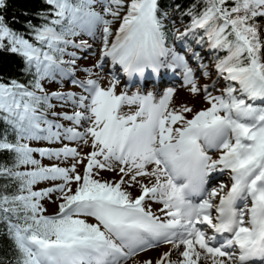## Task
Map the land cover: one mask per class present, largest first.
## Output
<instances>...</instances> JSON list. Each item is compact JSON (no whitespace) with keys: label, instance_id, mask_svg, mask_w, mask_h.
<instances>
[{"label":"snow or ice","instance_id":"obj_1","mask_svg":"<svg viewBox=\"0 0 264 264\" xmlns=\"http://www.w3.org/2000/svg\"><path fill=\"white\" fill-rule=\"evenodd\" d=\"M201 2L42 0L40 22L14 29L0 0V51L21 58L24 77L0 76V235L14 264H264V0ZM177 69L208 107H172L175 86L142 90L147 73ZM65 81L80 92L45 87ZM217 173L229 182L214 184Z\"/></svg>","mask_w":264,"mask_h":264},{"label":"trees","instance_id":"obj_2","mask_svg":"<svg viewBox=\"0 0 264 264\" xmlns=\"http://www.w3.org/2000/svg\"><path fill=\"white\" fill-rule=\"evenodd\" d=\"M165 5H175L180 4L182 9L191 7L193 4H200L202 6L201 0H163ZM6 9L4 10L8 23L14 29H23L24 24L28 20H32L34 24H38L40 21L36 19L35 14L40 12L41 9L46 8L47 5L42 3V0H6ZM14 18V19H13ZM190 17L184 16L183 22L188 23ZM170 45L173 46L171 40L169 41ZM195 45V43H194ZM196 46V45H195ZM197 47V46H196ZM198 48V47H197ZM200 49V48H198ZM201 50V49H200ZM79 54V53H78ZM210 56V55H209ZM212 58V57H211ZM21 58L15 54H11L7 51H0V76L5 79L9 77H18L24 79L20 73V68L22 67ZM50 84L46 83L45 87ZM53 84V83H51ZM50 92V91H49ZM53 104H56V101H52ZM184 105L195 107L198 106V103L195 99L191 101H186ZM59 107L55 108L56 111H59ZM30 146L33 147H55L56 144L49 145L46 142H30ZM34 157L40 160L41 164L47 166V162L50 161L47 158H41L38 154H34ZM0 160H3V157H0ZM50 182H42L35 186V189H40L49 186ZM12 189L9 188V191ZM3 229L0 228V232ZM14 252L12 251L11 242L7 239L6 236L0 235V262L2 264H14Z\"/></svg>","mask_w":264,"mask_h":264},{"label":"rangeland","instance_id":"obj_3","mask_svg":"<svg viewBox=\"0 0 264 264\" xmlns=\"http://www.w3.org/2000/svg\"><path fill=\"white\" fill-rule=\"evenodd\" d=\"M116 27H118V24L117 25H114L113 31H115V28ZM182 27L183 26L181 25V28ZM83 38L84 39H88L90 43L92 42L90 40V38L87 37V36H84ZM171 43L173 44V47L176 48L178 51H180L182 54H186V57L189 56L188 58L190 60V57H191V51L190 50L185 53V49L179 43H173L172 40H171ZM98 48H99V45L97 43V44H94L93 45V48L92 49H89L88 51H85L83 53H79L80 55L87 57L86 59H81L80 61H78V63L81 65V67H90L91 65H93L96 62L97 59H99V50H98ZM192 48L202 52V54L205 56V62H208L209 60H211V56L206 55V50L205 49H203V50L202 49L201 50L198 49L197 47H195L193 45V42H192ZM91 52H96V55L95 56L90 55L89 53H91ZM191 66L195 69V76L199 77L197 79V85L199 86V85H202L204 83H207L208 81H206L204 79V77L200 74V70L199 69H196L195 64L194 63H191ZM104 71H105V73L108 72L107 71V67L104 69ZM174 72H175V76L177 77L178 80L182 78L181 73H180V70L177 69V70H174ZM77 77H78V79H81V80L85 78L83 73H77ZM107 81H108V77L105 76V78L103 80H101V84L102 85H106L107 84ZM122 82H124V81L122 80ZM181 82L182 81L179 80V81H175V82H170L168 84L159 85L161 88H163L166 85L167 86H175V93H174L173 100L171 102L172 107L175 108V107L183 106L184 105L183 104L184 102H186V101L189 102L192 99H195L197 101V103H198V106L193 107L194 110H200L201 108L208 107V105L202 99H200L198 97H196V98L192 97L189 94L187 88L181 86ZM217 86L219 87V85H217ZM46 88L50 92L51 91H61V92H73V93H77V94L80 92V90L78 88H75V87L71 86L67 81L64 82L63 87H61L57 83H53V84L50 83V84H48L46 86ZM120 90H121V88L118 86L117 87V93H119ZM136 90H137V87H132L130 89L129 94H131V92H134ZM142 90L146 93L148 91H154V88H153V85L152 84H147V85L143 86V89ZM213 94L215 95V94H218V93H215L214 92ZM58 109H59V111H65V112H68L69 114H71L72 111H73L72 107H70V106L69 107H66V108H63V109H61V108H58ZM53 110H55V109H53ZM132 110H134V108ZM124 111L127 112V111H129V109L126 107L124 109ZM59 122L60 123H63L66 127L72 126L70 124V122H66V121H62V120L59 121ZM64 144H67L70 147H77L78 150L81 151V152H87V151L90 150L87 146L77 145L76 143L69 142V141H64ZM61 146H62L61 144H56V146L53 147V148H57V147H61ZM214 158H215V155H214ZM52 163H60V162L59 161H48L47 162V165H50ZM68 163H71V160H68V161L64 162L60 166H66ZM80 170L82 171V167H81ZM103 178L104 179H107V180H111V179L114 178V174L113 173H110V172H105V173H103ZM223 178H224L223 180L226 179L225 177H223ZM132 191H133V195L134 196L139 194L138 189L132 190ZM42 203H43L44 207L47 209V212L45 213L46 215H51V214H53L57 210L56 205L50 203L47 200L42 201ZM159 207H160V205H156V204H153L152 205L153 211H156V209L159 208ZM90 222H93V221H91V219H90ZM173 258L175 259L176 257L174 256ZM137 259H139V257ZM153 259H155V258H153Z\"/></svg>","mask_w":264,"mask_h":264},{"label":"bare ground","instance_id":"obj_4","mask_svg":"<svg viewBox=\"0 0 264 264\" xmlns=\"http://www.w3.org/2000/svg\"><path fill=\"white\" fill-rule=\"evenodd\" d=\"M117 70H118V66H117ZM107 71H108V68H107ZM148 76H149V73L146 74V77L148 78V80L146 81V83L147 84H151L152 82L150 80V77H148ZM179 80L182 81V79H179ZM179 80L176 79L175 72L173 74V71H165V72L160 73V75L158 77V83L157 84L158 85H163V84H168L170 82H175V81H179ZM225 174L222 175L221 177H224ZM226 177L229 178L228 175H226ZM219 182H221V181H216V182H214V184L218 185ZM223 182L225 183V182H229V181L227 180V181H223ZM170 247H171L170 245H161L159 248L153 249L150 252L145 253V254H142V255H146V256H148L150 258H157L158 255L161 252L167 251Z\"/></svg>","mask_w":264,"mask_h":264}]
</instances>
